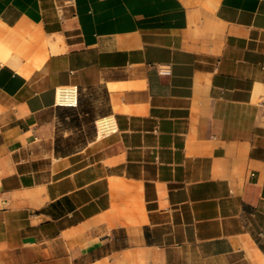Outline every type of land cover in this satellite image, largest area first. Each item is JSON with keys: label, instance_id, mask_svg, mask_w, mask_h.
Masks as SVG:
<instances>
[{"label": "crops", "instance_id": "obj_1", "mask_svg": "<svg viewBox=\"0 0 264 264\" xmlns=\"http://www.w3.org/2000/svg\"><path fill=\"white\" fill-rule=\"evenodd\" d=\"M0 264H264V0H0Z\"/></svg>", "mask_w": 264, "mask_h": 264}, {"label": "built area", "instance_id": "obj_2", "mask_svg": "<svg viewBox=\"0 0 264 264\" xmlns=\"http://www.w3.org/2000/svg\"><path fill=\"white\" fill-rule=\"evenodd\" d=\"M161 75H169L170 72L167 69H162L159 71ZM59 93L61 95V100H57L56 96V101L59 105H66V106H73L75 105L76 101V88L75 87H60L59 88ZM58 94V90H57ZM99 120H105L99 129V126H97V121L95 122V128H96V133L100 137H104L110 133H112L115 130L113 120L111 118H102Z\"/></svg>", "mask_w": 264, "mask_h": 264}, {"label": "bare ground", "instance_id": "obj_3", "mask_svg": "<svg viewBox=\"0 0 264 264\" xmlns=\"http://www.w3.org/2000/svg\"><path fill=\"white\" fill-rule=\"evenodd\" d=\"M59 90V89H58ZM57 100H59V95H57ZM105 120H98L97 121V126H99V129H100V126L101 124L104 122Z\"/></svg>", "mask_w": 264, "mask_h": 264}]
</instances>
